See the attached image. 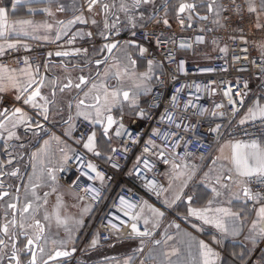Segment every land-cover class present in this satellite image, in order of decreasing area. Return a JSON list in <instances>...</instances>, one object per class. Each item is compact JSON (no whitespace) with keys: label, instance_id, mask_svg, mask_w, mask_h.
Listing matches in <instances>:
<instances>
[{"label":"snow or ice","instance_id":"6c2138e0","mask_svg":"<svg viewBox=\"0 0 264 264\" xmlns=\"http://www.w3.org/2000/svg\"><path fill=\"white\" fill-rule=\"evenodd\" d=\"M20 0H12V8L15 9ZM86 11L88 13L99 7L100 12L104 14V30L108 34L101 32L100 35L105 41L109 40L110 35L119 34L118 25L120 24V18L118 15L115 16V20L109 23L107 16L110 10L117 9L115 3L109 4L104 3L103 0H85ZM153 3V0H119L118 11L123 13L127 23L134 29L137 27L138 20H145V15L142 9ZM230 3L234 5V8H229L224 0H208L206 5L207 13L215 15L213 24H221V14L229 11H235L239 13L240 5L236 4V0H230ZM247 11L249 13H257V23L255 27L257 29H264V23H260V15L264 14V0H259L257 4L256 0H246ZM198 5L194 0H176L174 5L175 18L179 24L185 26L186 19L188 21L187 26L192 27L191 21L193 15L199 20L206 21L209 19V15H200L197 11ZM57 11H65L63 5H57ZM37 11L36 9H29V13ZM39 11L45 13L48 17H52V21L44 20L41 22H35L31 19H15L9 21V12L6 7H0V55H4L6 50H14L19 47H23L26 51L29 50V46L26 43H22L18 37L20 36H33V39H42L45 41L51 40V42H57L62 37H70L67 40L68 44H72L73 40L78 37L85 35L81 31H76L70 34V30L73 25L76 24H88L89 19L86 18L84 12H80L78 15H74L68 20H58L54 18V13L51 11V6L40 9ZM159 9L153 6L150 15L147 17L148 22L153 20L159 24L163 23L166 27L169 25V20L166 18L168 15V7L165 6V18L161 20L156 19V14ZM139 13V15H137ZM115 15V13H112ZM185 14L187 17L185 19ZM225 23L228 21V17H223ZM93 25L97 24L95 19L90 21ZM210 30V29H209ZM43 31L44 35H33ZM86 35L91 38L92 33L88 32ZM135 36V32L132 33ZM17 37V39H12ZM243 43L247 44L248 41L241 37ZM215 43V41H213ZM196 44H204L205 37L198 35L195 38ZM161 38L157 37V46H160ZM119 45L118 41L106 42L100 49V53L105 50L109 55L112 54L113 50L117 49ZM180 49H189L192 44L182 42L178 45ZM124 48H138L139 53L143 56L147 49L139 46L135 40H128L124 42ZM262 54H264V42L259 44ZM221 52H227L226 48H221ZM247 51V49H243ZM88 52L87 49L75 48L71 51H56L54 53L57 57H70L78 54ZM49 56L53 53L49 52ZM170 62L175 61V57L171 53H168ZM125 59L127 63H121L120 61H114L112 64H108V58L95 59V65L97 68L96 79L79 75L74 81L71 75H67L64 81L58 82L56 79L49 80L46 76L41 75L39 72V66L35 69L27 56L23 57L24 67L19 69H9L6 65H0V93L13 90L15 92V100L23 101L24 105H29L33 109H37V115L42 116L45 121L49 118L50 105L55 102L57 90L64 93L66 90H75L77 93H82L76 102V117H83L84 120L88 121L92 125H101L103 127V134L105 137L109 135V130L113 125L118 124L115 130L116 136H121L124 131L123 120V105L127 104L130 108H139L138 98L141 94L151 91V81L153 79L159 80V76H154V69L159 67V64L153 59L147 60V70L144 72L137 73L136 60L125 52ZM234 59H240V57H234ZM247 59V56L244 57ZM103 71H100V68ZM47 70L49 65L47 62L44 64ZM179 71H184V61L180 60L178 64ZM226 71V69H224ZM83 69H81V72ZM264 71V66H262ZM115 81L113 85L110 81ZM127 81H131V86H126ZM51 86L50 100L48 96L42 94V89ZM196 91H200V85H196ZM244 89L248 88L247 82H244ZM87 89V90H85ZM183 91V87L176 89V94H173L171 98L172 108L175 109L178 106L177 94ZM213 92L215 90H212ZM224 97L227 98L228 105L232 107L233 115L238 114L240 109L237 107V97H239V104H244L243 97L247 95L246 91H240L239 89L235 92L232 91L231 87H228L224 91ZM264 99V97H261ZM118 106L121 107V118L118 121L113 116V110ZM67 107L69 109L68 120L65 121L69 125V128L65 130V135H70L71 131L75 130L73 116L71 110L73 103L71 100L68 101ZM184 110L187 111L189 107H195L191 101L186 102ZM224 104H215V109L224 108ZM207 111V109H199L201 115ZM138 116L143 117L145 112L140 109L136 113ZM213 116L223 117L225 113L215 112ZM184 115H177L175 111L165 110V113L161 116V123L167 121L170 126H173L177 130L188 131L189 125L184 124ZM259 121L261 127H264V104L260 103V99L254 101L253 105L248 107L246 113L238 121L239 125H246L248 123H255ZM20 126H24L26 130L41 129L43 126L39 122L33 121L32 117L21 107H15L11 111L8 108L0 110V140L4 141V149L9 155L12 153L8 149L12 148L13 145L9 144V141L13 139L19 140L20 137L17 135L16 129ZM194 127V126H193ZM221 125H216L214 128H210L209 131L212 133H219ZM6 133V135H5ZM245 135L250 136L247 130L244 132ZM153 136H159L162 141H167L170 137L176 139L171 145L165 143L162 147L157 145L154 140H148L145 142L147 145L144 148V152L148 153L152 148H160L158 152V158L162 159L165 164L171 165V175L169 177V184L167 188L158 185L157 182L152 179H145V187L149 190L155 191L157 196L163 193L171 192V199L165 198L163 203L166 207L175 205L178 201H181L185 196V188L188 187L189 181L196 175V166L192 165L189 167L187 163H184V159L191 155L187 151L189 143L185 142L182 146L185 148V152L176 153V148L181 147L180 141L184 137L179 136L178 132H165L162 136L158 129H153ZM129 138L132 139V135L129 133ZM57 143H60L58 136L51 137ZM81 139H83L81 137ZM137 142L133 140V143ZM77 143H80L78 140ZM49 140H45L40 149L36 152L31 153L32 169L33 172L29 174V184H25V195L30 194V199H26L22 206H20V188L15 189V195L4 189L3 183L0 182V201H5V198H10L4 205V221L0 223V260L7 257L8 264H50V262L57 261L59 258L71 256L76 251L72 248L71 251L66 250V245L73 240L71 230L67 227L69 223V217H61L60 209L62 207V197L57 195L56 204L50 214L46 205L48 204L49 192H45L43 196V203L41 197L37 194V188L41 187V182L44 180L46 173L47 179L55 185L57 181V172H63L64 167L68 164L69 160H75L83 164L87 171L78 168L80 176L76 180L72 181V185H76L80 177H86L88 180H99L103 182L104 175L97 169V166L92 162L84 164L83 157L75 154L74 149H69L67 146L60 148L59 151L62 153L59 164L53 166L52 161L45 162L44 157L47 155V148ZM24 147L23 144L20 145ZM171 147L172 154L174 156L179 155L181 162L177 163L175 160L169 161L165 158L164 148ZM83 148L88 152L93 153L99 157L101 153L97 150L96 145V132L92 131L87 135V139L83 141ZM127 149H125L126 151ZM111 151L115 153L117 149L112 148ZM69 152L72 155H69ZM219 155L212 159V164L209 166V171L205 172L201 183L203 187L207 189L211 196L207 199L206 204L201 207H193L192 202L194 197L192 195L187 196L184 201L188 207L186 212L187 218H193L195 221L200 222L198 227L196 223L192 224L193 228L197 231H202L203 226L207 225L215 229L219 233V237L216 235L212 236L213 243H221L224 238H238L243 235V240L251 247H246L242 250L239 255V259L242 264H264V248L258 247V245H264V140L261 139H234L224 144L219 145ZM204 157L202 156L201 159ZM111 159V157H109ZM141 160V157H137V162ZM219 161V164H218ZM37 162L40 164V174H36ZM144 167L151 171L154 167L147 159L143 160ZM13 159L9 158L7 161L0 160V176L10 175L17 176L19 169H13L11 172L4 173L2 170L7 165H12ZM113 167H116L114 164ZM138 171V169H137ZM94 173V175H91ZM35 178V182L33 179ZM173 181H180L179 186L173 190ZM81 191L85 193V196L90 195L91 199L96 200L99 198L100 189L88 185L82 188ZM52 192H57L56 187H52ZM85 196H79L80 200H84ZM116 212L110 213L114 219L119 220V224L109 220V226L116 232L121 231V226L130 229L128 235L130 237H151L153 233L149 230L148 225L151 223L152 228L159 227L160 219L165 215L163 211L153 207L146 201L139 204L133 203L121 196L118 204L114 205ZM44 209L43 220L51 221L55 219L58 226H64L65 231L68 233V240L56 241L52 240L50 243L53 245L52 249H48L49 241L45 237V224L38 218V214ZM145 209L151 214L150 216L145 215ZM90 206L83 208V213L89 212ZM11 212V219H8V213ZM254 213V218L251 219L250 224H247V234H244V229L248 218ZM127 217V219H121L120 215ZM142 222L145 227L143 230L140 229L139 223ZM76 224L82 223V221H75ZM173 227L180 230V225L174 221L170 224ZM185 236L189 237L187 247L189 249L188 259L184 264H218L219 253H217L209 243L204 240H196L191 237L189 233H184ZM23 237L25 243L23 248L18 247V241ZM163 242L167 244V241L172 240L173 237L163 234ZM43 241V243H41ZM161 240H154V245H160ZM98 243V239L94 238L91 241V246L95 247ZM143 239L141 240V247L136 251H143ZM60 244L65 246L62 250L60 247L55 245ZM10 249V253L9 250ZM259 252L258 256H253V253ZM23 256L28 257L23 259ZM162 257L168 264H172L170 257L178 255V249L172 248L170 251L161 252ZM47 257L46 259L44 257ZM245 257H248L246 260ZM155 259V257H151ZM132 258L125 259L124 264H131ZM141 264H144L142 261ZM177 264H180L178 261Z\"/></svg>","mask_w":264,"mask_h":264},{"label":"crops","instance_id":"0c3cea01","mask_svg":"<svg viewBox=\"0 0 264 264\" xmlns=\"http://www.w3.org/2000/svg\"><path fill=\"white\" fill-rule=\"evenodd\" d=\"M104 3H115L117 5V9L110 10L107 19L109 23L115 20V16L118 15L120 18V24L118 25L119 34L126 35L131 30L142 27L148 23H154L158 26L166 27L162 22L157 24L154 20L152 22H148L147 17L151 13V9L153 6H156L159 11L156 14V19L162 21L165 18V6L168 7V15L167 19L169 20V25L166 28L170 27H179L183 29H190L191 27L181 26L177 23L174 13V5L176 0H153V3L145 6L142 11L145 15V20H138L137 27L132 28L128 23L123 13L118 11L119 0H103ZM191 2V0H190ZM197 3L198 8L197 11L200 15H209V21L214 27H221V25L213 24V19L215 18L214 13H207L206 7L201 5H206L208 0H194ZM246 7L247 3L244 0ZM257 4L259 0H256ZM57 5H63L65 7V11L60 12L57 11ZM51 6V11L54 13V18L58 20H68L71 19L74 15L80 14V12H84L86 18L89 19L88 24H76L73 25L70 30V34L76 31H81L85 35L78 36L73 40V43L77 46V48L87 49L88 52L86 54L81 53L76 56L70 57H57L54 54L52 56H48L45 61L39 66V72L41 75L46 76L49 80L56 79L58 82L64 81L65 76L71 75L73 80L83 74L85 76H90L96 79V65L95 59H104L108 58V64H112L114 61H120L121 63H127L125 59V52L128 55H131L134 60H136V68L135 71L137 73L144 72L147 70V61L143 60L139 57V49L138 48H124L125 41H118L115 38L109 37L108 41H105L100 35L101 32H104L106 35L108 34L104 30V20L105 16L100 12L99 7L95 8L93 12L88 13L86 11V3L85 0H20V3L17 4L16 8H12V0H0V7H6L9 12V21L15 19H31L35 22H41L44 20L52 21V17H48L45 13L39 11L45 7ZM36 9L37 11L33 13H29V9ZM115 13L113 15L112 13ZM139 15V13H137ZM254 23H257V13H251ZM187 14H185V19ZM91 19H95L97 24L93 25L90 21ZM206 21L199 20L193 15V20L191 21L192 27L202 29L204 23ZM188 24V21L186 19ZM260 23H264V14L260 15ZM221 24H222V14H221ZM86 30L92 31V39L95 41L94 45H88L89 38H87ZM43 31L38 33H33V35H44ZM115 34H112V36ZM118 36V35H117ZM115 37V36H114ZM70 37H62L59 41H67ZM12 39H17V37H12ZM18 39L21 40L22 43L31 44V43H52L51 40H38L33 39V36H20ZM118 41V48L113 50L112 54L109 55L105 50L103 53H100L101 47L106 42H114ZM3 40H0V43H3ZM58 42V41H57ZM220 48L213 47L211 45H207L203 49V53L207 56H210L212 53L218 51ZM45 62L48 63L49 67L46 70L44 67ZM107 65H104L100 68V71H103V68ZM24 67V66H23ZM9 69L16 68L19 69L21 67H8ZM35 69L36 66H33ZM81 69L83 71L81 72ZM162 72V67L159 64L158 68L154 69V76H158ZM156 79L151 81V86L154 84ZM111 84H115L116 82L110 81ZM126 86H131V81H127ZM87 90V89H85ZM51 86L45 87L42 89V94L49 97L51 100L52 97L50 95ZM149 92L143 93L138 98L139 108L132 109L127 104L123 105V124L124 130L128 127H139L143 121V117L138 116L136 113L143 109L145 112V103L147 100ZM82 96V93H77L73 90H66L64 93H61L57 90V94L55 97V102L50 105L49 118L47 121L43 119L42 116H38L37 109H33L29 105H24L23 101H19V104L14 106L21 107L25 112L28 113L29 116L32 117L33 121L39 122L43 127L41 129H35L33 127L31 130H26L24 126H20L16 129L17 135L20 137L19 140L13 139L9 141V144L13 145L12 148L8 149L9 152L12 153V156L9 157L7 152L4 149V141L0 140V160L7 161L9 158L13 159L12 165H7L2 171L4 173L11 172L13 169L18 168L19 174L15 177L10 175H2L0 176V182L3 183L4 189L13 193L15 195V189L17 187L20 188V206L26 201V199H30V194L28 196L25 195V184H29V174L33 172L32 169V161H31V153L36 152L40 149L41 145L45 140H49V145L47 148V155L44 157L45 162L47 163L49 160L52 161V165H58L62 153L59 151L60 148H64L67 146L69 149H74L73 145V131H71L70 135H65V130L69 128V125L65 123L68 120L69 109L67 107L68 101L71 100L73 103V107L71 110V115L73 116L74 124L77 120H84L83 117H76V108L75 102L76 100ZM7 98L9 101L15 100V92L13 90H9L3 93H0V98ZM259 99V98H258ZM257 100V99H256ZM255 100V101H256ZM254 103V102H253ZM253 103L249 104L244 112L239 117L240 118L246 113L248 107L252 106ZM262 104V101L260 100ZM2 110V108H0ZM113 116L120 121L121 118V107L118 106L113 110ZM93 130L96 132V145L97 150L101 153L99 157L95 156L93 153L85 151L89 154V156L93 160L104 161L111 149L116 145L115 139V130L118 127V124L113 125V127L109 130V135L107 137L103 134V127L101 125H92ZM6 135V133H5ZM58 136L60 138V143H57L55 140H52L51 137ZM264 140V139H261ZM228 142L227 140L219 141L214 149L212 150L210 156L206 159L204 163L201 164L198 171H196V175L193 177L191 181L188 183V187L185 188V196L181 201H178L175 205L171 207H166L163 203L164 199L167 197L171 199V192L163 193L160 195V204L165 208L167 214H165L160 219L159 227L152 228L151 223L148 225L149 230L153 233L151 237H134V238H126L120 240H114L109 244H101L98 238V230L96 228V212L93 207L84 200H80L78 194L71 188L72 181H74L75 176L73 172L68 168V164L64 167L63 172H57V181L55 185L52 184L50 180L47 179L46 173L44 176V180L41 182V187L37 188V194L42 198L38 203H43V196L45 192H49L48 196V204L46 205L47 211L51 214L53 208L56 204L57 195L62 197V207L60 209L61 217H69V223L67 227L71 230L73 240L70 241L66 245V250L71 251L72 248H75L76 251L72 253L71 256L65 259L57 260L51 262L50 264H124L125 259L131 257V264H135L139 260H147L152 264H168V261H165L161 255L163 251H170L172 248L178 249V255L170 257V261L172 264H177L179 261L180 264H184V262L188 259L189 249L187 247V242L189 237L185 236L184 233H189L191 237H194L196 240H204L206 243H209L210 246L219 253V261L218 264H242L239 259V255L242 250L246 247H251L249 244L244 242L243 235L238 238H224L221 243H213L212 236L216 235L219 237V233L216 232L215 229L210 226L204 225L202 231H197L196 228L192 227L193 223H196L197 226H200L199 221H195L193 218H187L186 212L188 205L184 202L187 199V196L192 195L194 197L192 206L193 207H201L206 204L207 199L210 198L211 193L203 187V184L200 182L204 173L209 171V166L212 164V159L219 155L218 148L219 145ZM23 144L24 147L21 148L20 145ZM72 153L69 152V155ZM165 158L169 161L175 160L173 156L165 154ZM157 160L161 163L162 166V180L164 183V188L168 187L169 177L171 175V165L165 164L162 159L158 158ZM197 161V160H196ZM219 164V161H218ZM40 164L37 162L36 174H40ZM35 182V178L33 179ZM180 184V181H173V190H175ZM30 186V184H29ZM57 188V192H52V187ZM10 198H5V201H0V223L4 221V205ZM85 206H90V211L87 213H83V208ZM44 209L38 214V218L41 219V222L45 224V237L49 241L48 249L51 250L53 245L50 243L52 240L56 241H65L68 240V233L65 231L64 226H58L55 222V219H51V221L43 220ZM145 215L150 216L151 214L145 209ZM254 218V213L252 216L248 218L246 223L244 234H247V224H250L251 219ZM8 219H11V212L8 213ZM80 220L82 223L76 224L75 221ZM175 222L180 225V230L170 227L172 222ZM140 225L145 227V225L140 222ZM167 233L173 237L172 240L167 241V244L163 242V234ZM97 238L98 243L95 247L91 246V241ZM143 239V251H136L141 247V240ZM154 240H161L160 245H154ZM24 243V239L20 238L18 241V247L20 244ZM43 243V241L41 242ZM55 247H60L62 250L65 249V246L60 244L55 245ZM258 247L264 248V245H258ZM10 253V249L8 250ZM253 256H258L259 252L253 253ZM151 257H155V259H151ZM46 258V256L44 257ZM247 260L248 257H245ZM0 264H8L7 257H4L0 260Z\"/></svg>","mask_w":264,"mask_h":264},{"label":"built area","instance_id":"2783aa9c","mask_svg":"<svg viewBox=\"0 0 264 264\" xmlns=\"http://www.w3.org/2000/svg\"><path fill=\"white\" fill-rule=\"evenodd\" d=\"M229 8L235 6L230 0H224ZM236 4L240 5L239 13L229 11L222 13L223 27H214L209 21L204 23L202 29L191 27L183 29L179 27H162L154 23H148L142 27L131 30L126 35H120L115 38L118 41L135 40L139 46L147 49L146 53L139 57L143 60L153 59L160 64L162 72L158 75L151 86L145 103V115L139 127L126 128L121 136H115L117 151L109 153L104 161L93 160L83 148V141L87 139V135L93 130L92 124L86 120H77L75 130L73 131V145L76 155L83 157V162H92L97 169L103 173V182L99 180H88L86 177H80L76 185L71 184V188L78 196H85L81 191L88 185L100 189L99 198L91 199V196H85L84 201L89 203L96 212V228L98 230V238L101 244H109L114 240L131 238L128 233L130 229L121 226V231L116 232L109 226V220L119 224L118 219H114L110 213H115V204H118L121 196L125 197L133 203H141L146 201L155 208L160 209L165 214L167 211L160 204V196L155 191L145 187L146 179H154L158 185L164 187L162 180V166L157 160L160 148H152L150 152L145 153L144 148L148 140H154L161 147L167 143L169 145L176 139L170 137L167 141H162L159 136H153V129H158L161 136L167 132H178L179 136L184 137L180 141L181 147L176 148V153L185 152L182 146L185 142L189 143L187 151L190 156L184 159L189 167L196 166L199 170L202 163L210 156L215 145L222 140L234 139H264V127L260 122L239 125L238 119L244 112L246 107L253 103L256 99H260L264 104V54H262L259 44L264 42V29H257L251 13L247 11L244 0H236ZM227 16L228 21L225 23L223 17ZM210 29V30H209ZM91 32L86 30L85 33ZM135 32V36L132 33ZM198 35L205 37L204 44H196L195 38ZM157 37L161 38L160 46H157ZM241 37L248 41L243 43ZM87 38H89L87 36ZM215 41V43L213 42ZM182 42L192 44L189 49H180L178 45ZM95 41L89 38L88 45H94ZM211 45L216 48H226L227 52H221L220 49L210 56L203 53V49ZM29 50L19 47L14 50H6L4 55H0V65L7 67H23V57L27 56L33 66H40L49 56L48 53L56 51H71L77 46L67 41H58L52 43H31L28 44ZM247 51H243V49ZM168 53L175 57L174 62H170ZM247 56V59L244 57ZM240 57V59H234ZM184 61V71L178 69L179 61ZM226 69V71L224 70ZM244 82H247L248 88L244 89ZM196 85H200V91H196ZM183 87V91L177 94L178 106L173 109L171 98L176 94V89ZM231 87L235 92L246 91L247 95L243 97L244 104H239L237 97V107L240 109L238 114L233 115L232 107L228 105L227 98L224 97V91ZM212 90H215L214 92ZM191 101L195 107H189L184 110L183 105ZM19 101H9L7 98H0V108H8L9 111L18 105ZM215 104H224L225 107L215 109ZM175 111L177 115H184V124L189 125L187 132L175 129L170 126L167 121L161 123V116L165 110ZM199 109H207L200 114ZM223 112V117L213 116L212 113ZM221 125L219 133H212L210 128ZM194 126V127H193ZM245 130L251 133L250 136L244 134ZM129 133L132 139L129 138ZM81 137L83 139H81ZM80 143H77V141ZM133 140L137 142L133 143ZM125 149H127L125 151ZM165 154L173 156L177 161L181 162L180 156L172 154L171 147L163 149ZM72 155V154H71ZM204 157L201 159V157ZM111 157V159H109ZM137 157H141L139 163ZM147 159L153 169L149 171L144 167L143 160ZM197 160V161H196ZM116 167H113V165ZM68 168L73 172L75 179L80 176L78 168L87 171L83 164L75 160H69ZM138 169V171H137ZM91 175H94L92 173ZM120 215L121 219H127ZM141 230L144 229L139 224ZM134 238V237H132ZM152 264L147 260H139L135 264Z\"/></svg>","mask_w":264,"mask_h":264},{"label":"water","instance_id":"95a60500","mask_svg":"<svg viewBox=\"0 0 264 264\" xmlns=\"http://www.w3.org/2000/svg\"><path fill=\"white\" fill-rule=\"evenodd\" d=\"M176 21H177V20H176ZM177 23L179 24L178 21H177ZM179 25H180V24H179ZM185 27H187V22L185 23ZM113 36L116 37L117 35L115 34V35H113ZM21 238L23 239V237H21ZM24 243H25V241H24ZM24 243H23L22 245L20 244L19 247H20V248H23ZM68 257H69V256H68ZM68 257H62V258H59L58 260L65 259V258H68ZM22 258H23V259H27L28 257L22 255ZM46 258H47V257H46ZM46 258H45V259H46ZM53 262H54V261H53ZM50 263H51V262H50Z\"/></svg>","mask_w":264,"mask_h":264}]
</instances>
